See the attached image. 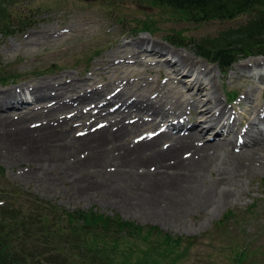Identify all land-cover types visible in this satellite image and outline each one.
Instances as JSON below:
<instances>
[{
	"label": "rangeland",
	"instance_id": "obj_1",
	"mask_svg": "<svg viewBox=\"0 0 264 264\" xmlns=\"http://www.w3.org/2000/svg\"><path fill=\"white\" fill-rule=\"evenodd\" d=\"M3 6L17 14L36 17L39 22L25 32L11 35H5L0 29V72H6L2 73L3 76L7 72H18L22 76L18 82L16 78L0 80V100L6 106L0 109V117L17 119L29 113L28 125L36 126L47 121L46 114L60 115V120L70 119L71 126L76 129L74 134L78 135L87 132L83 121L94 119L91 127L95 128L98 121L109 122L121 117L129 121L133 115H143L144 118L140 119L143 125L131 136L134 142L149 129L155 131L158 127L147 117L165 121L163 126H166L167 119H184L183 124L171 123L167 127L172 133H181L191 130L192 121L189 119L197 115L200 121L208 120L204 126H212L206 136L198 140L212 141L209 136L214 133V127L221 124L215 126L211 117L201 119L200 113L194 111L200 100L195 89L188 90L191 80L188 77L193 74L170 68L168 65H174L175 59L168 65L161 63L160 58L165 54H173L195 68L198 82L205 75L212 88L217 87L213 99L218 104L225 105L234 89L236 93L232 102L243 101L238 103L237 112L232 108V115L240 114L243 119L244 112L251 114L256 106H259V113L264 109V77L260 76L264 73V55L241 58L224 74L216 63L197 55L192 46L178 45L165 36L174 29H182L192 37L215 35L246 21L248 13L197 24L184 20L176 10L157 5L152 0H0V16L5 15ZM136 18L155 19L158 30L136 32L137 29L133 28ZM10 62L13 64L9 65ZM82 87L87 93L79 95ZM11 100L13 104L7 106ZM114 102L121 105L122 110L114 108ZM96 103L106 104L94 108ZM229 108L227 113L231 112ZM107 114L110 120L105 119ZM79 123L82 125L78 128ZM55 129L50 139L24 142L19 139L11 141L6 130L0 127V165L5 172L4 178L13 181L0 178V185L2 190L6 189L2 191L7 194L3 196L7 199L5 204L13 200L14 204H25L26 207L19 205L22 207L19 215L35 211L45 223L49 220L51 226H56L62 221L58 213L63 210L93 209L134 221L145 230L158 226V229L151 227L154 233L149 235L145 232L113 238L103 232L97 236L88 235L92 249L102 246L106 239L105 247L114 259L112 264H125L130 253L131 261L142 260L144 264H234L237 256L239 264H264V171L252 170L250 175L241 176L238 179L241 191L231 197L229 203L209 211L205 207L195 208L181 217H174L178 203L172 196L173 189L144 190L145 182L138 179L125 180L119 190H113L118 166L113 163L107 166V159L90 162L79 171L67 168L65 173L51 160L47 165L48 160L42 158L50 155L52 159L53 147L58 144L55 139L62 140L69 134L61 127ZM240 136L243 137L238 135L237 138ZM233 141L235 144L236 138ZM100 146L103 150L110 148L105 144ZM188 155L183 152L184 157ZM79 156L88 158L86 152H79ZM170 164L166 162L164 169L171 167ZM150 165L154 166L152 162ZM217 168L207 171L205 182L201 184L203 188L224 187ZM184 180L181 175L177 181L181 185ZM14 183L21 189L23 198L15 200V194L8 190ZM9 222V219L3 220V223ZM93 229L99 232L104 227L97 224ZM80 232L70 243L82 240L85 229ZM165 232L174 238H166ZM177 235H183L185 239L176 241ZM191 235L196 241L187 244V236ZM74 250L78 252L76 248Z\"/></svg>",
	"mask_w": 264,
	"mask_h": 264
},
{
	"label": "bare ground",
	"instance_id": "obj_2",
	"mask_svg": "<svg viewBox=\"0 0 264 264\" xmlns=\"http://www.w3.org/2000/svg\"><path fill=\"white\" fill-rule=\"evenodd\" d=\"M148 46L152 49L151 45ZM133 54L137 55L135 52H133ZM172 59H175L176 63L170 66L168 62ZM160 62L167 63L170 68L182 70L183 73L191 72V74H193L192 77H188L191 78L188 90L195 89L194 93L197 94L199 97L198 100H200L195 107L192 106L194 107V111L200 113L201 119L205 116L211 117L216 123L215 126L221 124L218 125V128L214 127V133L209 136L210 140L213 139L212 141L206 140L201 142L198 140L203 139V137L206 136L205 133L209 131L212 126H204L205 122L208 120L202 119V121H200V119H197V115L189 119L192 123L189 126L191 130L188 132L179 133L175 131L172 133L168 130H160L152 136L147 135L142 139L138 138L139 140L134 142L131 136L143 125L140 121L143 115H140L138 117L139 119H135L134 122L126 121V117L109 121L110 123L106 121L103 126L94 129L91 127L94 120L89 122L83 121L84 127L87 128V132L78 135L74 134V130L76 129L71 126L70 119L66 117L60 120V115H53L51 113L44 115L47 118L46 122H42L36 126L28 125V120H30L29 118L31 116L29 113L17 119L0 117V127L6 130V136L11 141L19 139L24 142L30 140H33L32 142H38L50 139L52 134L56 132L55 128L57 127L68 130L69 134L67 137L63 138L64 140L55 139L58 144L56 147H53L54 155L52 159L49 158L50 155L42 158V160H48V162H46L47 165H49L51 160L53 163H56V165L62 167V173H65L67 172V168H73L79 171V168L80 170L83 169L82 167L90 162L107 159V166L111 163L118 166L115 173H119L115 176V180L113 181V190H119L121 183L125 180L133 181L138 179L141 183L145 182L143 186L144 190L152 188H158L160 190L173 189L172 196L175 198L176 204L178 203V207L176 206L177 208H175L173 212L174 217H181L183 214L191 212L195 208L200 209L201 207H205L208 209L207 211L213 208H219L229 203V199L237 192L241 191L238 181L241 176L250 175L253 172L252 170L259 169L264 171V116L259 113V106H256L257 108H253L252 113L245 115L243 119H241L240 114H236L234 115V119L231 120L232 112L227 113L229 107L226 108L221 102L220 105L217 100L213 99L217 87L212 88L213 85H210L205 75H202L198 82L197 76H195L196 72H194L195 68L192 69L189 63L183 62L173 54H165L160 58ZM260 76L264 77V73H260ZM110 83L111 82L107 83V85ZM249 92L248 90L247 93ZM3 93H5V91H3ZM86 93L87 89L82 87L79 95ZM242 101L240 100L238 103ZM3 103L4 101L0 100V109L6 107ZM12 104L13 101L7 106ZM232 108L237 112V104L230 105L229 109L231 111ZM117 109L122 110V106L119 105ZM254 113H256V116H253ZM0 115L2 114L0 113ZM124 115L125 114H123V116ZM105 119L110 120L109 114L106 115ZM241 121L244 122V125L248 124L247 126L250 128V131H246L248 135H242L243 139L238 143L237 136L241 133ZM149 122H152L156 126L158 121L153 118ZM179 123L183 124L184 122L180 121ZM80 125L82 124H77V127L79 128ZM114 125H117L116 128H113ZM225 129L229 130L224 132ZM235 138L236 141L234 144L233 140ZM128 140H131L133 143H129ZM102 144L108 147L110 146V148L103 150V146H100ZM49 145L54 146L55 144ZM230 148H232V151ZM239 148H241V150H237ZM184 151L189 153L187 157L183 156ZM79 152H86L90 160H88V158L82 159L79 156ZM108 152L110 154H108ZM66 158H72L73 160L68 161ZM111 158L113 159L112 162H110L112 160ZM37 160L40 161L41 159ZM151 162L154 166L150 165ZM166 162L171 163V167L165 170L164 164ZM41 166L44 165L41 164ZM215 167H218L220 180H224V187L210 186L203 188L201 184L205 182L207 171ZM125 168H128L127 171H124ZM42 169L44 168L42 167ZM93 175H95V172ZM181 175H184L185 180L181 182L184 184L179 185L177 180ZM133 193H136V191ZM138 195L137 193V196Z\"/></svg>",
	"mask_w": 264,
	"mask_h": 264
},
{
	"label": "trees",
	"instance_id": "obj_3",
	"mask_svg": "<svg viewBox=\"0 0 264 264\" xmlns=\"http://www.w3.org/2000/svg\"><path fill=\"white\" fill-rule=\"evenodd\" d=\"M152 1L157 5L176 10L184 20L197 24L209 20L233 18L236 15L248 13L249 18L246 21L236 26L227 27L215 35L206 34L200 37H192L186 35L182 29H174L165 34L166 38L178 45L192 46L199 55L217 62L222 70H226L241 57L250 54H264V0ZM2 8L5 15L0 16V29L5 35L23 32L38 22L36 17L22 13L17 14L8 6ZM118 19L121 21L122 18ZM156 24L155 19L136 18V24L133 28L137 29L136 32L156 31L158 30ZM2 73L6 72H0V80L7 81L20 76L18 72H7L6 76H3ZM4 176V169L0 165V178L11 181ZM4 190L0 185V198L3 199L0 204V264H112L114 259L109 255V249L105 247L106 239L102 246L97 245L92 249V241L87 238L88 235L97 236L101 232L111 238L116 235H137L142 232L149 235L154 233L152 228L158 229V226H151L152 228L145 230L144 226L135 224L134 221L99 213L93 209L63 210L58 213L62 218L61 223L51 226L48 218L47 223H45L46 221L35 211H28V213L19 215L22 208L19 205L26 207L25 204H14V200L5 204L7 199L3 196H7V194L2 192ZM8 190L15 194V200L23 198L20 194L21 189L15 183ZM8 212L11 214L7 215ZM4 219H9L10 222L8 224L3 223ZM66 223L67 225H65ZM97 224H101L104 229L94 232L93 228ZM83 228L85 229V236L82 237V240L77 239L78 244L81 245L79 248L77 241L70 242L73 236L76 237L81 234L80 231ZM165 234L166 238H174L168 232ZM183 239H185L183 235L176 236V241ZM194 241H196L194 236H187V244ZM75 248L78 252L74 250ZM73 251H75L74 255ZM130 256L131 253L125 264L143 263L142 260L131 261ZM234 264H239V256L235 258Z\"/></svg>",
	"mask_w": 264,
	"mask_h": 264
}]
</instances>
